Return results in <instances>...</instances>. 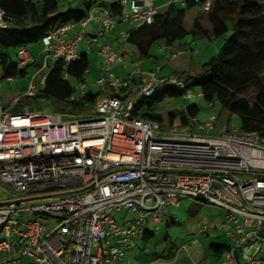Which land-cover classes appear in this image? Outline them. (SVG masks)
<instances>
[{
	"label": "built area",
	"instance_id": "2783aa9c",
	"mask_svg": "<svg viewBox=\"0 0 264 264\" xmlns=\"http://www.w3.org/2000/svg\"><path fill=\"white\" fill-rule=\"evenodd\" d=\"M118 3L114 12L97 7L107 14L102 19L109 28L124 21L151 23L156 14L153 0ZM210 6L204 0L199 8L205 13ZM3 15L0 9V26ZM65 25L41 38V68L49 58L66 64L78 58L83 32L66 39ZM128 35L119 31L124 41ZM99 50L102 76L96 84L118 93L128 81L109 68L123 57L109 45L99 44ZM15 56L17 68L37 61L25 46ZM41 68L7 105L0 93V264H126L130 239L146 230L148 217L157 224L164 208L178 206L185 196L223 210L228 247L214 264H264L258 257L264 245V135L215 125L213 117L165 128L132 116L136 100L157 84L182 86L174 75L152 71L134 96H105L89 114L64 117L26 106L13 111L20 95L33 96L44 86L46 74L35 77ZM194 95L187 89L182 96ZM33 199L40 201L23 203ZM124 209L130 216L123 217ZM40 218L56 223L46 226ZM209 229L199 224L201 234ZM185 250L180 245L175 257Z\"/></svg>",
	"mask_w": 264,
	"mask_h": 264
},
{
	"label": "trees",
	"instance_id": "16d2710c",
	"mask_svg": "<svg viewBox=\"0 0 264 264\" xmlns=\"http://www.w3.org/2000/svg\"><path fill=\"white\" fill-rule=\"evenodd\" d=\"M204 0H183V7L171 10L169 7L156 13L151 23H143L129 30L127 41L135 46L139 56H147L150 49L159 42L171 44L187 35L199 37H223L219 51L196 71L175 72L182 86L160 83L149 96L138 98L131 114L134 117L154 120L163 125L161 114L156 106L166 98L182 96L187 89L199 92L205 102L217 103L220 109L235 115L241 132H258L264 135V0H214L205 12L210 28L200 22L195 15L189 27L185 26V15L199 7ZM117 1L110 4L111 11H118ZM5 25L0 26V70L7 76H24L26 66L17 68L11 60L9 49L14 53L19 46H27L58 26L79 22L87 16L90 3L82 7L58 10L57 0H0ZM30 65V64H29ZM88 67L86 55L78 56L75 61L64 63L57 59L46 73L44 86L33 96L19 97L13 111L23 107L39 110L50 106L62 116L89 114L100 99L110 95L124 94L131 98L137 90L133 81L113 93L109 87L103 91L84 93L70 99L74 88L69 77L82 80ZM65 74V76H63ZM198 107L194 103L185 106L178 118V124L188 123L196 117ZM175 115L170 113L168 123L173 124ZM179 206V205H178ZM168 226L167 220H165ZM172 223V222H171ZM153 232L146 229L140 238L147 242ZM209 249L218 259L225 252L228 243L210 242Z\"/></svg>",
	"mask_w": 264,
	"mask_h": 264
},
{
	"label": "rangeland",
	"instance_id": "374dc122",
	"mask_svg": "<svg viewBox=\"0 0 264 264\" xmlns=\"http://www.w3.org/2000/svg\"><path fill=\"white\" fill-rule=\"evenodd\" d=\"M71 8H74V5H72ZM218 41L222 43L223 37L218 38ZM37 42L38 41L28 44V49L36 52L39 49V44ZM218 51L219 50L216 51L215 55ZM9 53L11 60L16 61L13 49H9ZM38 54H40V52ZM92 60V55H90L89 67H93L92 65L94 62ZM53 62L52 59H49V64L44 68H41L40 62L30 64L25 69V76L19 77V75H16L13 77V81L7 79L4 75H0L2 102L6 103V105L10 103L14 95L19 94L20 90L25 89L30 75L34 73L36 69L41 68L39 73L35 76L38 79L39 76L47 73ZM189 66L190 64L188 63L187 67L189 68ZM191 66L192 68L196 67L195 65ZM168 73L169 71H166L164 74ZM96 76L97 75H94V70L84 75L82 81L85 83L86 93L95 94L97 92L98 88L92 84L95 82ZM68 80L75 90V95H80L81 87L78 80L73 77H69ZM190 102V99H184L182 96L167 98L161 102L156 111L164 115L173 113L176 118H179L181 108ZM209 107V105L207 106V104H205L199 111V117H204L205 115L209 116L212 112L215 114L221 112L217 103L213 105V111H211ZM39 111L54 112L50 106L41 108ZM226 118H229V120L226 121ZM221 120L227 122L228 125L241 132L238 128V119L235 115H230L228 117V113L222 111ZM161 126L167 127L165 125ZM4 198L5 193L0 190V200ZM38 201H40V199L26 200L23 203L29 204ZM163 211V218L157 224H153L149 217L147 219L148 224L146 229L154 233L151 239L147 242H144L140 237H132V239H130V245L126 248L124 253L126 264H214L221 258L215 259L212 251L208 247L210 242L228 243V237L224 233L225 225L222 223L223 210L220 209V207L208 205L196 198L185 196L180 197L179 206H166ZM122 215L123 217H128L130 216V212L124 209L122 210ZM39 220L46 226H53L56 223L52 218H40ZM165 220L170 223L168 226ZM200 223H206L210 228L206 236L200 233ZM182 244L186 246V250L175 257L176 249ZM258 257L262 260V263H264V245H262ZM24 259L25 258H22L23 262Z\"/></svg>",
	"mask_w": 264,
	"mask_h": 264
},
{
	"label": "crops",
	"instance_id": "0c3cea01",
	"mask_svg": "<svg viewBox=\"0 0 264 264\" xmlns=\"http://www.w3.org/2000/svg\"><path fill=\"white\" fill-rule=\"evenodd\" d=\"M114 1L117 0H57L59 11L80 8L82 7L83 3H90V9L84 19L79 22H72L65 25L66 27L64 30V37L66 39H73L76 36L75 33L82 30V39L78 42V45L76 47L78 56L84 54L88 59V67L83 73L82 79L85 74H89L90 72H92V70H94V75L97 76L95 82L92 84L98 88L97 92L106 89H100V86L96 84L97 79L102 76L101 68L103 57L99 50V44L109 45L112 50L119 53L123 57V61L116 60L111 63V66L109 68V72L111 73V75L117 76L122 80L128 81L127 85L133 81L137 84V90L141 80L144 77L147 78V72L152 71L157 77H168L170 75H174L175 72H184L185 70L191 72L196 71L202 63L206 62L210 57H213L216 51L219 50L220 46L222 45V43L218 41V38L199 36L193 37L191 35H187L183 39L174 41L171 44H166L163 42L156 43L154 45L155 47L153 46V48L150 49L149 54L147 56H139L135 46L130 44L127 40L124 41L119 38V31L121 29H125L129 32V30L135 28L136 25L124 21L118 22L113 28H109L105 26L103 22L102 18H104L107 14L104 11L98 9L97 7L101 5L109 8L110 4H112ZM210 1L211 3L214 2V0ZM72 5H74V8H71ZM153 5L156 8V13H161L169 7L171 8V10L182 8L183 0H153ZM196 14L200 15L199 18L201 24L205 28H210L205 13L201 12L199 7H196L195 9L190 10L186 13L185 26H190ZM94 38L96 40H93ZM37 43L39 44V49L36 52L31 51L30 49H28V46H25L26 49L37 59L34 64L41 62L44 54L42 41L39 40ZM39 52L40 54H38ZM90 55H92L93 58V67H89ZM49 59L47 60V65L49 64ZM188 63L190 64L189 68L187 67ZM191 65H195L196 67L192 68ZM166 71H169V73L164 74ZM83 84L84 87L83 90L81 89L80 95L76 96L75 90L73 91L72 96L74 98L80 97L84 93H86L85 83L83 82ZM136 92L134 93V95L136 94ZM194 93L195 95L193 97L187 98L191 100L190 103H194L198 107L199 111L200 109H202V107L205 106V104H207V106H210V110L213 111L214 104L211 106L210 103H206L203 98L199 94H197L198 92L194 91ZM121 95L124 96L125 93ZM183 98L186 99V97ZM160 104L161 103L156 106V109ZM185 106L181 108V111L185 108ZM199 111L196 117H190L188 123L192 122L193 120L202 121L205 118L213 117V122L215 123V125H221L222 123L227 124V122H223L221 120L222 111L225 110L220 109L221 112H218L216 114L212 112L211 114H209V116L205 115L204 117H199ZM169 115L170 113H167L166 115L161 114L163 119V125H167ZM229 116L230 114L228 113V117ZM225 120L228 121L229 118H226ZM177 124L178 118L174 117L172 125Z\"/></svg>",
	"mask_w": 264,
	"mask_h": 264
},
{
	"label": "water",
	"instance_id": "95a60500",
	"mask_svg": "<svg viewBox=\"0 0 264 264\" xmlns=\"http://www.w3.org/2000/svg\"><path fill=\"white\" fill-rule=\"evenodd\" d=\"M198 200H201V199H198ZM3 204L2 202H0V205Z\"/></svg>",
	"mask_w": 264,
	"mask_h": 264
}]
</instances>
